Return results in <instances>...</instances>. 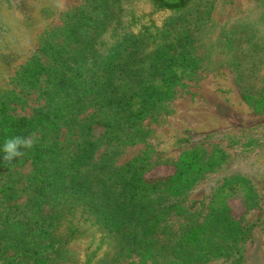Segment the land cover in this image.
<instances>
[{"label": "rangeland", "instance_id": "1", "mask_svg": "<svg viewBox=\"0 0 264 264\" xmlns=\"http://www.w3.org/2000/svg\"><path fill=\"white\" fill-rule=\"evenodd\" d=\"M92 1L0 0V100L9 114L28 117L44 104L38 91L44 82L31 84L39 69L30 75L27 64H44V43L53 41L54 28L63 27L57 35L68 33L72 47L78 33L64 28L74 21L67 15L88 11ZM106 1L114 15L101 43L124 32L151 43L163 22L179 16L175 25L192 32V53L200 66L164 107L134 127L121 121L107 131L93 126L85 141L92 149L83 152L79 163H62L57 185L44 188L25 155L13 165L0 162V197L8 193L12 198L0 201V208L14 206L1 217L12 222L37 218L44 229V216L59 215L60 235L71 226L67 236L54 241L62 245L43 246L50 264H264V0H190L180 15L157 10L150 0ZM255 99L257 110L250 103ZM91 112L90 106L73 111L70 127L85 123ZM58 134L65 159L79 145L78 138ZM189 152L196 154L200 168L193 185L177 197L155 192L145 197L142 216L133 211L129 177L171 174ZM69 176L75 177L72 183ZM235 182L240 184L233 194L237 199H231L227 186ZM219 206L229 207L243 239L239 232L232 241L212 230L219 225L215 217L206 223L214 216L210 208ZM151 223L154 231L140 235V227ZM202 226L221 245V254L216 250L208 260L179 259L183 236ZM26 236L24 247L34 246ZM5 242L0 240L2 248ZM11 244L0 264L14 256Z\"/></svg>", "mask_w": 264, "mask_h": 264}, {"label": "trees", "instance_id": "2", "mask_svg": "<svg viewBox=\"0 0 264 264\" xmlns=\"http://www.w3.org/2000/svg\"><path fill=\"white\" fill-rule=\"evenodd\" d=\"M189 2L190 0H150L155 9L178 15L183 13ZM91 5L88 11L80 9L72 16L67 15L68 20L74 21H68L69 24L64 28L68 31L77 30L78 36L73 38L78 43L69 47L73 42L69 34L57 35L63 27L54 28L53 41L47 40L44 43V64L37 60L27 64L26 70L30 75L33 70L39 69L31 84L34 86L39 80L44 82L43 88L38 90L43 95L44 104L37 107L31 116L16 117L7 112L5 101L0 100V145L8 137L36 133V143L25 152V159H30L32 175H36L39 180L44 179V188L62 181L60 171L63 162L79 163L85 158L83 152L93 147L92 144H85L87 136H91L93 126L107 131L121 121L130 128L134 127L164 107L174 97L176 89L183 84V79L188 78L200 66L199 59L192 53V32L183 29L180 24V28L175 25L179 16H171L163 22L151 43H143L140 38L124 32L113 42L104 45L100 40L107 39L104 31L114 15L113 9L109 8L106 0H93ZM73 27L75 28L72 29ZM245 99L250 101L251 96H245ZM254 102L255 104L250 103L257 110L258 102L256 99ZM88 106L92 108L90 117L85 123L79 121L71 128L70 125L75 121L73 111L80 113ZM82 125L85 126L83 129ZM58 132L63 137L72 135L78 138L75 142L79 145L65 159L62 156L65 152L64 141H58ZM18 160L19 158L11 165ZM197 160L196 154L189 152L180 157L171 174L152 178H146L144 174L130 176L127 186L129 196L134 201L132 210L142 216L141 212L147 211L145 197L155 192L177 197L189 189L200 171ZM0 162L9 166L2 153ZM68 178L72 183L75 177ZM238 185L240 184L235 182L227 186V194L231 199H237L233 194L239 190ZM4 195L5 199L4 196L0 197V201L12 199L10 194ZM13 207L0 208V240L6 241L5 248L0 246V257L7 250L6 244L12 241L8 247L14 251V256L8 259V264H50L47 254H42L43 246L44 250H51L55 244L62 245L60 241L54 242L55 239L67 236L73 228L65 226V232L60 235L58 231L62 224L59 223V215L51 218L44 216V229L38 224L37 218L22 216L12 222L6 216L1 217L4 211H11ZM219 207L215 210L210 208L209 213L214 216L208 218L206 223L215 217L219 225L211 229L229 235L232 241L237 240L238 222L232 219L228 206ZM210 226L211 223L208 227ZM202 227L190 230L183 236L179 259L197 260L198 256L208 260L215 256L213 251L220 249L221 245L214 243L207 234L208 229ZM140 229V235L146 237L154 231L155 223ZM27 233L34 246L29 243V246L24 247ZM239 235L241 239L245 237L241 231Z\"/></svg>", "mask_w": 264, "mask_h": 264}, {"label": "clouds", "instance_id": "3", "mask_svg": "<svg viewBox=\"0 0 264 264\" xmlns=\"http://www.w3.org/2000/svg\"><path fill=\"white\" fill-rule=\"evenodd\" d=\"M36 140V133H31L28 136L15 135L8 137L0 145V153L3 154L4 161L11 165L17 158L24 156L27 150L32 149Z\"/></svg>", "mask_w": 264, "mask_h": 264}]
</instances>
